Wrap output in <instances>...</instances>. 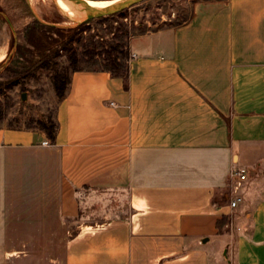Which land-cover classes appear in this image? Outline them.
<instances>
[{
  "label": "crops",
  "instance_id": "0c3cea01",
  "mask_svg": "<svg viewBox=\"0 0 264 264\" xmlns=\"http://www.w3.org/2000/svg\"><path fill=\"white\" fill-rule=\"evenodd\" d=\"M129 52L127 90L70 72L55 142L0 128V264H264V194L232 176L264 160V0L195 2Z\"/></svg>",
  "mask_w": 264,
  "mask_h": 264
},
{
  "label": "rangeland",
  "instance_id": "374dc122",
  "mask_svg": "<svg viewBox=\"0 0 264 264\" xmlns=\"http://www.w3.org/2000/svg\"><path fill=\"white\" fill-rule=\"evenodd\" d=\"M198 1L201 0H144L113 16L88 22L85 30L78 32L73 39V46L80 60L79 69L91 71L100 68L103 64L102 48L117 36L123 37L129 49V41L133 36L182 23L189 18L193 4ZM56 6L53 0H0V55L4 53V59L0 61V77L11 79L0 91V108L3 110L0 128L25 130L31 120H43L55 110L56 98L51 83V71L39 69L30 77L14 78L6 75L4 69L10 64L17 44L23 41L24 29L34 21L63 29L76 27L79 22L69 19L68 13H62ZM70 34L71 32L66 33ZM90 34L94 35L97 44L98 56L95 62L87 61L81 54L86 37ZM45 38L48 42L58 39L51 34ZM55 59L61 69L68 68L69 63L63 51ZM5 82L0 80L2 84ZM22 95H25V100H22ZM242 189L243 195L264 194V160L247 169ZM223 253L224 250L221 251V259L224 258ZM228 254L226 251L227 259L230 258Z\"/></svg>",
  "mask_w": 264,
  "mask_h": 264
},
{
  "label": "trees",
  "instance_id": "16d2710c",
  "mask_svg": "<svg viewBox=\"0 0 264 264\" xmlns=\"http://www.w3.org/2000/svg\"><path fill=\"white\" fill-rule=\"evenodd\" d=\"M87 24L63 29L34 21L24 29L22 35L23 41L17 44L10 64L5 67L4 73L14 78H27L39 69L51 71L52 88L57 101H60L64 97L69 85L70 72L82 71L79 69L80 60L73 46V39L78 32L85 30ZM67 32H71V34L66 35ZM48 34L54 35L58 39L55 42H48L47 38H45ZM57 42L58 44H56ZM60 51L65 53L69 63L67 69H61L55 59ZM81 54L87 61L95 62L98 53L94 35L90 34L86 37ZM101 54L103 56V64L100 68L92 71H105L111 77L121 79L124 89L127 90L130 52L123 37L117 36L115 39L107 42L102 48ZM1 66L2 64H0V68ZM2 78L4 77H0V80H5L6 82L4 84L0 83V91L11 80L9 77ZM2 118L3 110L0 108V120ZM57 128L58 124L55 121V112L49 113L43 120H31L27 125V129H36L43 132L52 143L55 142ZM227 221V218H221L217 222V228L220 229V226Z\"/></svg>",
  "mask_w": 264,
  "mask_h": 264
},
{
  "label": "water",
  "instance_id": "95a60500",
  "mask_svg": "<svg viewBox=\"0 0 264 264\" xmlns=\"http://www.w3.org/2000/svg\"><path fill=\"white\" fill-rule=\"evenodd\" d=\"M54 1L56 0H53V2ZM64 1L69 5L71 9H73V11L81 15L82 20L76 24V26H79L88 23L92 20L113 16L143 2L144 0H118L117 2L105 8L89 7L84 3L83 0H64ZM22 100H25V95H22ZM203 242H206V239ZM224 257H226V251L224 252Z\"/></svg>",
  "mask_w": 264,
  "mask_h": 264
},
{
  "label": "bare ground",
  "instance_id": "6f19581e",
  "mask_svg": "<svg viewBox=\"0 0 264 264\" xmlns=\"http://www.w3.org/2000/svg\"><path fill=\"white\" fill-rule=\"evenodd\" d=\"M84 3L92 8H105L108 7L110 5H112L115 2H105V1H101V2H95V1H90V0H83ZM55 4L57 5V8L63 13L66 12L67 15H69V19L72 20H77L78 22H80L82 20V17L79 13L73 11V9H71L69 7V5L64 1V0H56L54 1ZM117 2V1H116ZM3 50V49H2ZM1 52V51H0ZM2 53V52H1ZM4 54V53H3ZM0 55V61H2L4 59V55Z\"/></svg>",
  "mask_w": 264,
  "mask_h": 264
},
{
  "label": "built area",
  "instance_id": "2783aa9c",
  "mask_svg": "<svg viewBox=\"0 0 264 264\" xmlns=\"http://www.w3.org/2000/svg\"><path fill=\"white\" fill-rule=\"evenodd\" d=\"M42 145H45V146H49L50 145V142L48 141H44L42 143ZM233 178H235V180L238 182V183H243L245 180H246V177H247V170L244 169V168H241V169H238V170H235L233 171ZM242 202V198L238 195H235L233 197V199L230 201V204L229 206L234 209L237 207V205L239 203Z\"/></svg>",
  "mask_w": 264,
  "mask_h": 264
}]
</instances>
